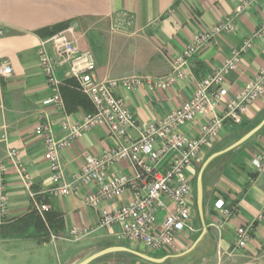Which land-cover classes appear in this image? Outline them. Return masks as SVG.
<instances>
[{"label":"crops","instance_id":"1","mask_svg":"<svg viewBox=\"0 0 264 264\" xmlns=\"http://www.w3.org/2000/svg\"><path fill=\"white\" fill-rule=\"evenodd\" d=\"M241 2L0 0V65L12 67L10 76L0 77V158L9 167L8 212L0 225V264H80L105 250L108 252L89 264H264V219L257 221L264 207V170L258 171L253 162L264 155V126L244 144L211 162L204 177V217L198 211L199 219L194 216L193 228L180 232L172 249L159 251L118 239V227H100L99 211L85 201L94 184L84 185L69 195L55 193L57 184L45 158L44 138L35 132L39 124L47 121L55 138L62 139L68 135L63 128L65 122H81L94 111L86 95L65 85L61 87L63 107L45 103L54 93L40 64L42 39L73 27L79 46L94 53V77L99 81L132 75L164 77L172 71L174 58L197 34L234 16ZM263 20L264 0H254L237 16L233 32L218 36L191 59L184 80L164 90L117 84L113 91L142 124L159 120L190 100L199 81L231 58L234 47L250 38ZM61 24L67 25L55 33H46ZM253 43L242 55L239 67L227 76L229 96L239 93L264 68V37L254 39ZM65 70L66 66L58 72L61 79L66 77ZM73 90L88 100L86 105ZM223 109L221 104L217 113L221 114ZM213 116L210 113L187 123L182 130L196 137ZM263 119L264 95L250 105L242 124L225 122L221 138L208 146L189 168L193 180L203 158L230 146ZM129 135L131 139L138 137L134 129ZM116 143L104 125L94 126L74 140L60 152L66 181L70 182L81 170L87 155L99 156ZM11 149H17L22 157L36 194L34 198L8 157ZM132 173L127 160L108 168L109 176ZM132 197L129 190L122 198L105 202V206L112 208ZM218 200H224L233 209L231 217L225 218L216 208ZM36 202L51 205L49 220L37 211ZM168 204L173 207L171 201ZM166 214V210L160 212V220ZM241 226L252 228V238L246 248L238 249L236 230ZM75 227L88 228L90 233L74 238L70 232Z\"/></svg>","mask_w":264,"mask_h":264},{"label":"built area","instance_id":"2","mask_svg":"<svg viewBox=\"0 0 264 264\" xmlns=\"http://www.w3.org/2000/svg\"><path fill=\"white\" fill-rule=\"evenodd\" d=\"M253 1L242 0L234 16L197 34L174 58L172 71L164 77L132 75L119 80L99 81L94 77V53L79 46L73 27L42 39L39 44L40 64L54 93L45 103L63 107L61 87L67 81L74 80L76 88L94 106V111L88 113L81 122L63 124L68 135L62 139L55 138L47 121L36 127V134L44 138L45 158L49 162L53 181L57 184L53 191L69 195L84 185L94 184V190L86 196L85 201L99 211L100 227H118V239L140 243L153 251L172 249L177 235L185 229L193 228L195 183L189 174V168L208 146L221 138L226 121L242 124L250 105L264 95V68L234 96H229L226 86L227 76L239 67L242 55L253 47L254 39L264 37V20L250 38L234 47L231 58L199 81L190 100L159 120L148 124L139 122L124 99L115 95L113 87L117 84L126 87L146 86L150 91H157L168 89L184 80L188 75L191 59L218 36L233 32L237 16ZM64 66L66 77L61 79L58 72ZM11 74L10 65H0V77ZM221 104H224V109L218 114ZM210 113L214 114L213 118L203 124L198 136L192 137L183 132L184 125ZM97 125L109 128L111 136L117 141L116 146L99 156L87 155L81 170L70 182L66 181L60 152ZM131 129L138 133L136 139H131ZM8 157L25 179L30 195L36 197L19 151L11 149ZM122 160L131 164L133 173L109 176L108 168ZM253 162L258 171L264 170V155ZM8 172L7 162L0 158V225L8 212ZM129 190L133 192L130 201L112 208L105 206V202L118 200ZM168 201L173 203L172 208ZM215 206L225 218L233 214V209L224 200H218ZM36 209L44 216L52 207L47 202H36ZM163 210L167 214L160 220L158 215ZM263 219L264 207L259 212L257 221ZM70 233L74 238H82L90 230L75 227ZM251 238V227H239L236 230V247L246 248Z\"/></svg>","mask_w":264,"mask_h":264},{"label":"water","instance_id":"3","mask_svg":"<svg viewBox=\"0 0 264 264\" xmlns=\"http://www.w3.org/2000/svg\"><path fill=\"white\" fill-rule=\"evenodd\" d=\"M264 126V119L257 125L255 126L253 129H251L249 132H247L246 134H244L243 136H241L238 140H236L233 144H231L230 146L226 147L225 149L215 152L213 154H211L202 164L198 176H197V183H196V188H197V206H198V211L200 216L203 218L204 217V173L206 171V169L208 168V166L211 164V162L217 158L218 156L231 151L239 146H241L242 144H244L248 139H250L255 133H257L262 127ZM106 252H108V250L102 251L100 253H97L89 258H87L86 260H84L83 262H81L80 264H89L91 261H93L95 258H97L98 256H101L103 254H105Z\"/></svg>","mask_w":264,"mask_h":264},{"label":"trees","instance_id":"4","mask_svg":"<svg viewBox=\"0 0 264 264\" xmlns=\"http://www.w3.org/2000/svg\"><path fill=\"white\" fill-rule=\"evenodd\" d=\"M66 25H67V24H61V25L55 26L54 29H52L51 32H49V31L47 30L46 33H55V32H57V31L63 29L64 27H66ZM65 87H67V88H68V87H71V88H74V89L77 90V88H76V82H75L74 80H69V81H67L66 84H65ZM71 88H70V90H72ZM73 91H74V90H73ZM74 92H76V93L78 94V96L80 97V99H79L80 102H82L84 105H86L87 102H88V100H87L82 94H80L79 92H77V91H74ZM207 157H208V156H207ZM207 157L205 158V160L207 159ZM203 162H204V161H203ZM208 167H209V166H208ZM207 170H208V168L206 169V171H207ZM206 171H205V173H204V177H205ZM196 183H197V182H196ZM195 192H196V199H197V188H196ZM196 207H197V205H196ZM196 210H197V213H198V208H196ZM50 214H52L51 210L48 211V212H46V213L44 214V218H46L47 220H49V219H50Z\"/></svg>","mask_w":264,"mask_h":264},{"label":"rangeland","instance_id":"5","mask_svg":"<svg viewBox=\"0 0 264 264\" xmlns=\"http://www.w3.org/2000/svg\"><path fill=\"white\" fill-rule=\"evenodd\" d=\"M204 160L205 159L203 158V160L201 161V163H199V165H198L197 171L195 172V176H194L195 190H196V182H197L198 171H199V168L202 165V163H203ZM205 176L207 177V173L205 174ZM196 205H197V203H196V192H195L194 193V207H195V211H194L195 212V215L194 216H195V219L198 220L199 219V214L197 213V210H196L197 207H196ZM152 253H154V252H152ZM154 254L155 255H158L157 253H154Z\"/></svg>","mask_w":264,"mask_h":264}]
</instances>
